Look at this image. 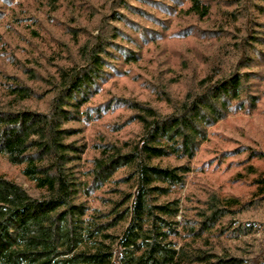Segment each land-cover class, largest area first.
<instances>
[{
	"label": "trees",
	"instance_id": "16d2710c",
	"mask_svg": "<svg viewBox=\"0 0 264 264\" xmlns=\"http://www.w3.org/2000/svg\"><path fill=\"white\" fill-rule=\"evenodd\" d=\"M241 116L264 120V0H0V264H264Z\"/></svg>",
	"mask_w": 264,
	"mask_h": 264
},
{
	"label": "rangeland",
	"instance_id": "374dc122",
	"mask_svg": "<svg viewBox=\"0 0 264 264\" xmlns=\"http://www.w3.org/2000/svg\"><path fill=\"white\" fill-rule=\"evenodd\" d=\"M232 124H224L222 129L229 136L230 140H238L239 142L251 145L253 147H262L264 148V120L258 117H234L232 118ZM232 145L219 143L216 149H228L231 148ZM212 157V154L206 153L201 157V160H206ZM224 168V166L222 167ZM0 169L7 173L9 178H15L18 182H21L22 179L18 176V173L15 169L9 167L6 163H0ZM236 172V168L234 167L232 170L225 172L222 174L215 173L211 175H205L203 178L209 181H218L220 183H225L224 180L231 177ZM227 185V184H226ZM25 186H28L25 184ZM231 187V188H230ZM229 188L233 191V193L240 196H247L249 192V188L246 186H230ZM264 222V210H262L261 215L258 217ZM261 235H257L260 237Z\"/></svg>",
	"mask_w": 264,
	"mask_h": 264
}]
</instances>
